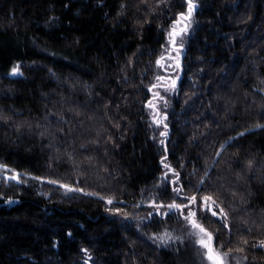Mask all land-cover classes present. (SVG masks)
Listing matches in <instances>:
<instances>
[{
	"label": "trees",
	"instance_id": "1",
	"mask_svg": "<svg viewBox=\"0 0 264 264\" xmlns=\"http://www.w3.org/2000/svg\"><path fill=\"white\" fill-rule=\"evenodd\" d=\"M194 3L0 0V165L22 175L0 182V264H205L151 207L198 190L228 260L264 264V0Z\"/></svg>",
	"mask_w": 264,
	"mask_h": 264
},
{
	"label": "snow or ice",
	"instance_id": "2",
	"mask_svg": "<svg viewBox=\"0 0 264 264\" xmlns=\"http://www.w3.org/2000/svg\"><path fill=\"white\" fill-rule=\"evenodd\" d=\"M194 0H187V13L181 12L179 13V16L183 19L186 16L190 17L194 8H195ZM181 24V20H177L173 22L172 31L169 32V39L173 44H175V37L177 35H181L183 32L187 31L188 25L184 24L183 27L177 28V25ZM183 45L181 44V47ZM163 59V57H161ZM157 63H160L158 60ZM179 64V61H177V65ZM13 74H22L20 72L19 65L13 66L11 69ZM162 79V78H161ZM164 87H167V85H163ZM176 86L175 80H172L171 87L174 89ZM155 87V85H153ZM159 95L158 93L156 94ZM149 107H155V104L152 102H149ZM155 119V117H154ZM162 121L156 120V123L159 124ZM165 128H167V125H164ZM257 127H261V125H257ZM243 133H239L238 135H242ZM162 135H166V133H162ZM163 143V141H161ZM223 148V145H221ZM219 154V153H218ZM161 163L164 164V167L169 169L173 172L174 175H178V173H175V170L171 168L170 164L165 163V158H161ZM249 164L251 165V161H249ZM0 168H7V165H0ZM13 175L9 177V179H14L19 181L20 180V173L16 172V170H12ZM7 176V172L5 173ZM25 175H30L29 173H25ZM165 177H167V173H163ZM207 172H205V176H207ZM35 179L42 180L43 177H34ZM204 178L201 177L199 184L203 185ZM52 183H59V181H51ZM64 188H69V185H63ZM81 191H83L81 189ZM174 192L177 194L184 193V186L180 185L178 188L173 189ZM185 197L187 200V203H178L176 200H172L170 203L165 205L163 201L159 202L157 204L156 201H152V205L154 208V211L159 213L162 216H169L171 213V210L175 209L179 212L181 216H183L184 220L191 225L193 229H196L197 231L195 233H190L191 235L196 236L195 243L200 245V247L204 250L202 255L206 258V260L209 262V264H226V257L229 255V253L232 251L231 248L228 249V251H223V243H216L214 244V234L212 231H210L207 227L204 226L200 222V219L198 218L197 213L200 212L204 214L205 217L211 216L219 218L220 220L225 222V227H227V218L228 213L225 210V208L219 203L218 199L214 196L212 193H205L200 194L199 190L197 192H194L191 195H187L185 193ZM11 199V198H9ZM109 203H112L111 200L108 201ZM164 209H167L168 211H164ZM115 211L120 212V209H116ZM123 215L127 216L128 213L124 212ZM149 216H152L153 213H148ZM70 234V233H69ZM157 240L164 241L165 243L169 239H180V237H174L171 233H162V234H152ZM245 244H247V241H243ZM228 243H231V239L229 238ZM260 245L264 246V240L260 241ZM237 251H244L243 248H237ZM86 251V250H85ZM247 259V257H245Z\"/></svg>",
	"mask_w": 264,
	"mask_h": 264
},
{
	"label": "rangeland",
	"instance_id": "3",
	"mask_svg": "<svg viewBox=\"0 0 264 264\" xmlns=\"http://www.w3.org/2000/svg\"><path fill=\"white\" fill-rule=\"evenodd\" d=\"M7 172V176L5 175V173ZM13 175V172L11 170H8L6 168H0V182H3V183H11V182H16V183H19V182H22V175L20 174V180L17 181V180H14V179H9V177H11ZM66 191H69L67 189H65ZM109 203V202H108ZM121 204V203H120ZM153 207V206H151ZM192 233H195L197 230L196 229H193L191 227V230H190ZM195 240H196V236L193 235ZM198 245V244H197ZM200 247V245H198ZM201 248V247H200ZM201 251L203 253V249L201 248ZM203 256V255H202ZM226 264H232V261H229L228 258L226 257ZM203 260L205 261V264H209V262L206 260V258L203 256Z\"/></svg>",
	"mask_w": 264,
	"mask_h": 264
}]
</instances>
